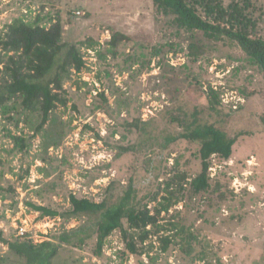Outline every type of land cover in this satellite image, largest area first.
Listing matches in <instances>:
<instances>
[{
	"label": "rangeland",
	"instance_id": "obj_1",
	"mask_svg": "<svg viewBox=\"0 0 264 264\" xmlns=\"http://www.w3.org/2000/svg\"><path fill=\"white\" fill-rule=\"evenodd\" d=\"M231 1L222 0L224 6ZM236 1L248 2L254 33L264 39V0ZM38 17H46L41 24L47 27L48 18L61 22L63 42L80 48L85 65L80 73L71 70L61 93L66 104L50 114L42 131H35L37 114L0 113L3 237L20 241L29 235L33 243L58 245L55 236L81 223L40 218L28 203L63 213L71 208V195L100 202L110 183L126 185L131 179L140 195L153 193L176 161L178 169L196 175L198 145L179 141L162 150L158 140L140 147L139 133L130 125L153 119L159 131L178 130L169 112L205 105L202 91L210 87L220 93L226 112L235 111L226 118L227 131L242 136L230 159H210L209 190L160 218L161 225L183 226L196 240L188 245L180 234L162 252L154 237L146 242L153 248L136 256L124 250L117 230L101 258L94 255L93 238L82 248L60 245L52 264H264V80L258 67L234 42L178 30L152 0H0V31ZM115 34L124 39L110 48ZM197 40L206 53L192 62L188 49ZM0 57L7 63L1 47ZM6 81L0 73V85ZM24 263L0 243V264Z\"/></svg>",
	"mask_w": 264,
	"mask_h": 264
},
{
	"label": "trees",
	"instance_id": "obj_2",
	"mask_svg": "<svg viewBox=\"0 0 264 264\" xmlns=\"http://www.w3.org/2000/svg\"><path fill=\"white\" fill-rule=\"evenodd\" d=\"M152 1L163 15H171V23L178 30L196 31L208 39L234 42L248 62L258 67L264 80V39L254 33L255 22L250 15L248 2L241 5L233 0L224 6L222 0ZM46 17H38L32 24L17 20L0 31V47L8 58L6 63L0 57V64H4L0 73L7 78L0 85V113L13 112L17 116L37 114L40 121L36 132L42 131L50 114L58 106H65L66 99H63L61 93L71 70L80 73L85 65L80 48L63 42L61 22L48 18L50 23L47 27L41 24ZM123 39L122 35L115 34L108 44L110 48H114ZM86 46L92 47L91 41ZM204 53L206 50L199 40L189 45L190 61H197ZM202 92L206 99L205 105L196 104L190 112L180 106L167 115L171 125L177 126L178 130L162 128L159 131L152 125L153 119L147 122L138 119L130 125L139 133L140 147L149 146L150 142L156 143L158 140H161L162 150L179 141L198 145L200 170L196 175L192 177L188 172L178 169L176 161L169 171L170 175L163 182V187L159 184L153 193L140 195L131 179L126 185L121 184L122 186L120 183H110L100 202L71 195V208L63 213L28 203L29 207L39 213L40 218L61 217L65 221L81 223L55 236L58 245L51 241L33 243L29 235L20 241H12L4 238L1 230L0 243L6 245L12 254L24 259V264H52L60 245L82 248L93 238L94 255L101 258L107 239L117 230L121 231L124 250L136 256L153 248L152 242L148 245L146 242L154 237L162 252L175 244L174 238L182 236L180 234H184L185 241L190 245L196 237L192 233H186L183 226L178 227L170 222L169 228L161 225V214H167L188 197L207 192L210 188V159L213 156L223 160L230 159L233 146L242 136L241 132L231 131L230 134L227 131L226 118L235 111L231 108L225 111L220 93L210 87ZM16 121L19 122V119ZM14 139L19 147H25L22 139ZM119 187L122 189L120 192ZM161 191L165 194L158 199ZM172 230L176 231L174 235L165 234Z\"/></svg>",
	"mask_w": 264,
	"mask_h": 264
},
{
	"label": "built area",
	"instance_id": "obj_3",
	"mask_svg": "<svg viewBox=\"0 0 264 264\" xmlns=\"http://www.w3.org/2000/svg\"><path fill=\"white\" fill-rule=\"evenodd\" d=\"M24 233H23V229H20V235H23Z\"/></svg>",
	"mask_w": 264,
	"mask_h": 264
}]
</instances>
